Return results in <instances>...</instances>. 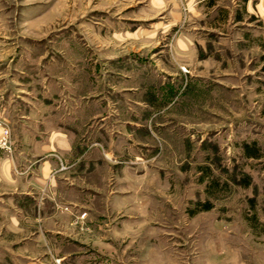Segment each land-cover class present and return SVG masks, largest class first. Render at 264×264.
Wrapping results in <instances>:
<instances>
[{
    "label": "rangeland",
    "instance_id": "374dc122",
    "mask_svg": "<svg viewBox=\"0 0 264 264\" xmlns=\"http://www.w3.org/2000/svg\"><path fill=\"white\" fill-rule=\"evenodd\" d=\"M180 24L191 19L146 0H0V71L85 62L99 85L114 58L122 85H138L139 143L116 154L105 195L91 192L92 236L71 247L88 264H264V44L189 33L204 48L195 65L178 50Z\"/></svg>",
    "mask_w": 264,
    "mask_h": 264
},
{
    "label": "crops",
    "instance_id": "0c3cea01",
    "mask_svg": "<svg viewBox=\"0 0 264 264\" xmlns=\"http://www.w3.org/2000/svg\"><path fill=\"white\" fill-rule=\"evenodd\" d=\"M146 1L153 9L168 8L180 23L184 14L191 19L189 27L180 24L177 46L195 65L204 48L189 33L215 35L210 43L219 48L237 33L264 44V0ZM202 18L213 21L199 25ZM41 62L33 72L10 64L0 71V138L8 127L12 147L0 148V264H88L84 252L72 249L92 236V220L80 214L94 201L93 190L105 195L100 179L108 169L116 171L118 151L128 156L139 143L138 85H122L123 64L114 58L100 62L99 85L92 81L95 64H76L74 71L70 61ZM96 146L107 158L100 159Z\"/></svg>",
    "mask_w": 264,
    "mask_h": 264
},
{
    "label": "built area",
    "instance_id": "2783aa9c",
    "mask_svg": "<svg viewBox=\"0 0 264 264\" xmlns=\"http://www.w3.org/2000/svg\"><path fill=\"white\" fill-rule=\"evenodd\" d=\"M0 148L6 150L7 152H11L12 147L10 143V130L8 127H2V134L0 138ZM85 214H81V218H83Z\"/></svg>",
    "mask_w": 264,
    "mask_h": 264
},
{
    "label": "trees",
    "instance_id": "16d2710c",
    "mask_svg": "<svg viewBox=\"0 0 264 264\" xmlns=\"http://www.w3.org/2000/svg\"><path fill=\"white\" fill-rule=\"evenodd\" d=\"M209 208H208V206L204 209V210H208Z\"/></svg>",
    "mask_w": 264,
    "mask_h": 264
}]
</instances>
